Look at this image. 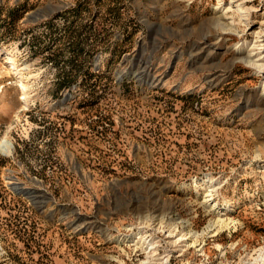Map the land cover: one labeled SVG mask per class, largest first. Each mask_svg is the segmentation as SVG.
Instances as JSON below:
<instances>
[{"label":"rangeland","instance_id":"374dc122","mask_svg":"<svg viewBox=\"0 0 264 264\" xmlns=\"http://www.w3.org/2000/svg\"><path fill=\"white\" fill-rule=\"evenodd\" d=\"M247 54L264 0H0V264H264Z\"/></svg>","mask_w":264,"mask_h":264},{"label":"bare ground","instance_id":"6f19581e","mask_svg":"<svg viewBox=\"0 0 264 264\" xmlns=\"http://www.w3.org/2000/svg\"><path fill=\"white\" fill-rule=\"evenodd\" d=\"M239 7H240V10H241V13H243L244 14V9H243V7L241 6V5H239ZM246 12V11H245ZM225 15V14H224ZM221 20L222 19H225V18H223V16L220 18ZM219 21H217V24L220 26V28L221 27H224V28H222V30H224L223 32H232V30L229 28L230 26H232V24H222V23H218ZM218 26V27H219ZM227 27V28H226ZM221 30V29H220ZM252 56H250V54H247L245 57H241L239 60H241V61H243V62H245L247 65H251V66H253V67H256V68H260V66L261 65H263V64H260V65H258V62H259V60H256V61H254V60H252V58H251ZM237 61H238V59H237ZM258 61V62H257ZM264 62V61H263ZM262 67V66H261ZM263 67H264V65H263ZM260 69H262V68H260ZM22 90L24 91V89L22 88ZM19 99H21V100H24L25 98L23 97V96H20V98ZM1 146L3 147V148H6L8 151H9V149H11V147H10V145H9V143L7 142V141H3L2 143H1ZM5 149V150H6ZM7 151V152H8ZM227 224V223H226ZM227 227V226H226ZM259 257V256H258ZM257 257V258H258ZM262 257H264V251L260 254V257L259 258H262ZM260 260V259H259ZM255 261H258L257 259L255 260ZM262 261V260H261Z\"/></svg>","mask_w":264,"mask_h":264}]
</instances>
